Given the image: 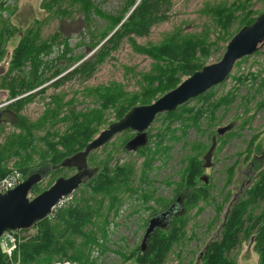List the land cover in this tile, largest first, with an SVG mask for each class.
Returning a JSON list of instances; mask_svg holds the SVG:
<instances>
[{
	"label": "rangeland",
	"instance_id": "obj_1",
	"mask_svg": "<svg viewBox=\"0 0 264 264\" xmlns=\"http://www.w3.org/2000/svg\"><path fill=\"white\" fill-rule=\"evenodd\" d=\"M51 1L0 0V47L4 50L3 58L0 60L1 145L9 139H14L15 135L21 132L20 127L14 123L12 114H3L4 111H1L3 106L23 95L12 99L7 84L4 83V87L2 86V78L9 71L8 62L12 51L22 36L29 35L30 28L38 30L43 39L58 34L57 40L60 38L67 40L72 50V58L76 59L80 56L81 58L73 66L62 70L57 77H52L32 90L31 92L36 95L35 99L26 105L21 114L30 122H36L45 116V110L54 107L61 99L63 111L76 110L79 113L88 114L90 118L101 116L100 123L95 122L91 125L95 129V133L89 141L91 142L100 132L118 121L119 110L116 106L104 108L101 94L108 96L111 93L110 90L120 92L122 93L120 101H126L137 95L138 98L134 106L149 105L162 96L157 94L149 103L142 101L144 99L143 88L146 86L144 76L153 71L155 63L149 55L142 51V47L159 45L165 38L176 32L182 37L193 35L212 44L209 55L204 57L203 61L205 62L204 66L213 64L222 59L230 40L245 26L244 17L247 10L252 11L251 17L253 18H257L264 12V0H250L246 4L248 7L245 11L234 9L235 17L230 20V26L223 32L217 22L215 9L223 6L228 7L239 0H172L168 20L154 25L148 35L134 37V40L125 38L120 46L98 66L91 77L84 78L75 75L55 87L59 78L61 79L72 71L76 65L80 64L81 59L83 61L90 58L97 48L107 40L108 37H101L102 33L110 26V20L105 16L107 13L113 14L120 11L125 0H92L91 8L94 9L97 6L102 14L92 11L90 15L86 16L79 8V0H57V3L52 6L50 5ZM58 5L65 11L64 13L57 10ZM97 41H100L97 46L94 49L91 48ZM62 49L60 42L55 44L54 52L46 59L61 52ZM66 64L67 62H59L57 67L63 69ZM29 70L30 67L25 66L22 71L29 72ZM12 75L14 77L21 76L16 71ZM239 76L242 79L237 82L236 78ZM188 77H184V80ZM42 88L45 89V92L38 94L37 91ZM210 90L214 93L212 101H217L233 91V94L230 95L232 101L219 108L211 116L209 113H205L204 117L199 118L198 125L194 124L192 115L186 114L183 110L184 106L193 107L196 110L201 107L203 102L196 97L178 107L175 110L174 118L166 117L168 112L157 115L147 130L149 140L143 151H139V149L128 151L126 149V143L136 135V132L127 130L117 134L110 142L91 152L88 156V168L93 172L92 175L86 177V180L94 175V168L100 169L98 165L105 160H110L111 165H115L117 162L119 164L131 162L137 168L135 184L153 190L155 198L150 203H144L138 194H123V203L118 213L110 214L107 240L103 242L102 246L91 251L92 263L85 264H138L134 260L126 261L125 259L132 250L141 245L148 219L164 210L166 204L176 199L178 192L175 188L181 179L187 160L198 152H202L200 157L202 159L212 146L213 139L216 143L211 156L212 166L204 169L203 173L209 176L210 196L207 199H201L192 206H183V212L179 215L184 216L185 235L173 247L166 264H198V257L206 245L219 238L224 216L246 176L248 164L256 157L260 168H264V46L254 54L239 60L229 77ZM27 94L29 92L24 95ZM245 121L247 122L243 125ZM71 122L56 124L54 119L47 120L37 134L43 136L45 131L53 132L55 129L62 133ZM230 124L232 125L230 130L222 135L217 133L219 128ZM218 136L221 138L218 139ZM48 138V140L53 139L52 135ZM251 142L253 144L250 148ZM46 159H48L47 147L41 140H37L31 153V159L22 161L21 164L23 167L38 169L44 165ZM145 160L150 162L147 167L149 183L146 184L139 180L140 169ZM4 165L8 173L12 169L21 171L17 156L8 158ZM229 168L233 169V173L230 185L226 186L230 177L227 172ZM75 173L74 168L66 167L57 170L54 174L48 172L37 185L36 192L30 193L31 198L50 188L58 178H68ZM248 173L252 176L256 175L253 170ZM30 174L28 173L27 177ZM85 188L84 181L72 193V200L67 201L65 205L80 196L81 191L86 190ZM186 191L189 190L183 188L179 192L185 193ZM103 208L105 211L106 205ZM35 231L33 228L22 231L21 244ZM231 255L234 264H259L260 258L255 251L253 236L244 238L241 245L232 250ZM17 257L16 253L15 263ZM6 264L11 263L6 262Z\"/></svg>",
	"mask_w": 264,
	"mask_h": 264
},
{
	"label": "trees",
	"instance_id": "obj_2",
	"mask_svg": "<svg viewBox=\"0 0 264 264\" xmlns=\"http://www.w3.org/2000/svg\"><path fill=\"white\" fill-rule=\"evenodd\" d=\"M248 2L250 0H239L228 7L223 6L215 9L221 31L225 32L230 26V20L235 17L234 9L245 11ZM55 3L57 0H52L50 5ZM78 3L85 16L90 15L92 11L102 14L97 6L94 9L91 8L92 0H79ZM171 5L172 0H125L120 11L113 14L107 13L105 16L110 20V26L102 33L101 37H108L107 40L97 48L90 58L83 61L81 59L80 64L76 65L72 71L61 79L59 78L55 87L60 86L75 75L84 78L91 77L98 66L105 61L112 51L120 46L125 38L134 40V37L146 36L154 25L168 20ZM57 10L61 13L65 12L60 5H58ZM251 14L252 11L247 10L244 25L252 24L256 20V18L251 17ZM57 38L58 34H55L50 38L43 39L38 30L30 28L29 35L22 36L11 53L8 62L9 71L2 78V86L4 87V83L7 84L12 99L23 96L3 106L1 112L4 111L3 114L8 115L12 114L13 121L20 127L21 132L15 135L14 139H9L4 144H0V178L8 173L4 163L12 156L19 158V166L24 178L27 177L28 173L32 174L41 169H46L49 174H54L63 168H58V165L64 159L85 149L95 133V129L91 125L95 122L100 123L101 116L90 118L88 114L79 113L76 110L63 111L61 99L57 101L54 107L45 110V116L36 122H30L21 114L26 105L35 99L36 95L31 92L32 90L52 79V77H57L62 70L73 66L81 58L80 56L73 59L72 50L67 40L61 38L57 40ZM59 42L63 47L61 52L46 59L54 52V45ZM99 42H94L91 48L94 49ZM211 47L212 44L207 43L201 37L196 38L193 35L182 37L178 32L169 35L159 45L142 47V51L155 61L153 71L144 76L146 86L143 88L142 96L144 99L142 101L149 103L157 94L167 93L176 88L184 80V77L202 69L205 65L203 58L209 55ZM3 55L4 50L0 47V60H2ZM59 62H67V64L63 69H59L57 67ZM25 66L30 67L29 72L22 71ZM14 71L21 76L14 77L12 75ZM241 79L239 76L236 81L239 82ZM26 92L29 94L24 95ZM37 92L42 94L45 89L42 88ZM110 92L108 96L101 94L103 107L116 106L119 110V120L134 106L138 97L136 95L126 101H120L122 93L114 92V90H110ZM232 94L233 91L217 101H212L214 93L210 90L198 97L203 105L197 110L185 106L183 110L186 114L192 115L194 124L198 125L199 118L204 117L205 113H209L211 116L225 104L228 105L232 101L230 98ZM98 114H100L99 111ZM175 116L176 111L166 114L169 119ZM50 119H54L56 124L66 121L72 122L62 133L56 129L53 132L47 130L43 136H39L38 130L42 129L41 126ZM50 135L53 139L48 140ZM219 138L221 137L218 136ZM37 140H41L47 147L48 159L38 169L23 167L21 162L31 159V153ZM252 144L251 142L250 148ZM145 148L146 146L140 148L139 151H143ZM201 154L202 152H198L187 160L181 179L175 188L176 192L184 197L183 206L185 207L192 206L201 199H207L210 196V184H206L200 178L204 173V160L200 158ZM149 165L150 162L145 160L140 169L139 180L145 184L149 183L147 175ZM98 166L100 169L94 168V175L85 180L86 190L81 191L80 196L63 208L57 209L53 216L34 225L35 233L29 235L20 246V264H51L53 261L63 259L71 260L76 264L92 263L91 251L102 246L103 242L107 240L110 214L118 213L123 203V194H138L144 203H150L155 198L153 190L135 184L134 178L137 168L133 163L119 164L117 162L115 165H111L110 160H105ZM250 170L256 172V175H249ZM227 172L230 177L226 186L231 183L233 169L229 168ZM245 175L224 216L219 238L206 245L198 257V264H234L231 255L232 250L240 246L244 238L252 236L255 251L260 258L259 264H264V168H260L256 157L248 164ZM37 187L36 185L31 192H36ZM183 188L189 191H186L187 193L179 192ZM170 204L171 202L165 207ZM183 217L182 215L173 217L171 227L157 229L151 235L145 251L142 252L141 247L138 246L128 254L125 260H134L138 264H166L173 247L185 235ZM6 262L7 259L0 250V264H6Z\"/></svg>",
	"mask_w": 264,
	"mask_h": 264
},
{
	"label": "water",
	"instance_id": "obj_3",
	"mask_svg": "<svg viewBox=\"0 0 264 264\" xmlns=\"http://www.w3.org/2000/svg\"><path fill=\"white\" fill-rule=\"evenodd\" d=\"M262 46H264V12L252 24L245 25L233 36L219 62L195 71L176 88L151 104L132 107L124 117L100 132L84 150L64 159L58 165V168H76L74 175L58 178L50 188L31 199L29 194L32 189L48 172L46 169H41L30 174L17 187L6 193H0V237L10 230H30L37 222L50 217L54 206L64 197L74 193L84 183L86 177L92 175L93 171L88 168V156L91 152L127 130L136 132V135L125 145L128 151H137L145 147L149 140L147 130L157 115L175 111L178 107L220 85L229 77L239 60L254 54ZM231 128V124L221 127L217 133L222 135ZM215 143L213 139L212 146L203 156L204 169L212 166L211 156ZM200 178L208 184L209 176L203 174ZM183 209V202L179 196L164 210L148 219L140 245L142 252L146 250L151 235L157 229H168L172 225L173 217L181 214Z\"/></svg>",
	"mask_w": 264,
	"mask_h": 264
},
{
	"label": "built area",
	"instance_id": "obj_4",
	"mask_svg": "<svg viewBox=\"0 0 264 264\" xmlns=\"http://www.w3.org/2000/svg\"><path fill=\"white\" fill-rule=\"evenodd\" d=\"M24 180V176L21 171L12 169L8 174L0 178V193H6L9 190L17 187ZM73 194L64 197L53 208L52 215L59 208H62L65 203L72 200ZM22 231L10 230L5 232L0 237V250L4 253L7 263L17 264L20 262V244L22 242ZM18 254V259L15 263L14 256ZM52 264H74L70 260L54 261Z\"/></svg>",
	"mask_w": 264,
	"mask_h": 264
},
{
	"label": "flooded vegetation",
	"instance_id": "obj_5",
	"mask_svg": "<svg viewBox=\"0 0 264 264\" xmlns=\"http://www.w3.org/2000/svg\"><path fill=\"white\" fill-rule=\"evenodd\" d=\"M63 168H65V167H63ZM74 169L76 170V168H74ZM179 196H180V198L182 199V202H184V199H183L184 197H183L181 194H178L177 197H176V199H177ZM176 199H175V200H176ZM175 200H173L171 203H173Z\"/></svg>",
	"mask_w": 264,
	"mask_h": 264
}]
</instances>
